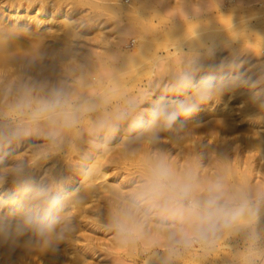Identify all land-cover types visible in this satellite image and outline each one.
Returning a JSON list of instances; mask_svg holds the SVG:
<instances>
[{
  "label": "clouds",
  "instance_id": "9594fccd",
  "mask_svg": "<svg viewBox=\"0 0 264 264\" xmlns=\"http://www.w3.org/2000/svg\"><path fill=\"white\" fill-rule=\"evenodd\" d=\"M16 35L0 26V53L15 76L0 77V190L9 183L15 189L14 195L0 191V210L12 206L0 215V245L28 235V252L56 254L61 243L73 241L80 225L71 213L95 195L86 185L102 174L97 160L121 146L124 159L144 154L138 172L109 189L110 199L97 213V228L114 246L141 250L146 264H179L193 250L210 256L223 242L231 264H264V185L231 175L227 155L183 148L191 130L187 119L227 91L247 88L251 102L264 109V67L252 79L240 73L235 56L206 64L215 46L196 31L193 38L173 40L178 65L167 63L163 75L129 93L122 77L136 65L134 58L125 71L104 58L103 75L100 59L92 62L78 34L54 52L39 44L14 48ZM70 153L75 163L67 162ZM57 156L81 177L83 195L67 193L71 175L54 169L34 178V169ZM185 156L182 167L173 162ZM214 162L218 166L207 173ZM232 237L241 242L235 250L226 244Z\"/></svg>",
  "mask_w": 264,
  "mask_h": 264
},
{
  "label": "bare ground",
  "instance_id": "6f19581e",
  "mask_svg": "<svg viewBox=\"0 0 264 264\" xmlns=\"http://www.w3.org/2000/svg\"><path fill=\"white\" fill-rule=\"evenodd\" d=\"M69 1L70 2L67 3V0H0V26L16 31L17 35L13 41L14 48L28 49L32 45H40V43L43 44L41 45V47H43L44 44H46V38L51 36L61 41L60 43H62V45L67 46L74 34H78L79 37L85 35V30L83 27L79 26L78 18L74 17V10L82 5H87L89 12L84 18H91V11L99 7L106 11L108 19H114L118 22V24L116 23L118 27L115 30V34H108L105 38L104 46L106 53H104V58L112 57L111 64L117 67V71L127 70L130 58H134L136 64L130 66L125 76L122 77L127 84L126 89L138 87V91H142L136 82H139V79H141L143 75L147 76V80L149 81L153 76L152 73H154L157 68L165 71L167 63L170 62L174 65L179 64L180 56L175 45L171 48L172 50L169 47H165L163 52H156V48L152 51V48L157 45L158 41L151 38L149 34L152 30V26L149 21L145 23V21L149 19L146 18L148 17L147 12L143 10L144 5H140L139 0H132L130 4H126L123 0ZM68 4L70 5L66 7ZM233 8L235 9L236 7L233 6ZM223 9L225 11V8ZM43 13L48 18L50 17V19L47 20L43 18L41 16ZM256 15L257 18L254 21L249 22V20L247 21L246 19L244 22L241 20V22H235L234 24L228 22L230 19L229 17L227 20V17L224 18L225 16L223 17L221 15V19L218 17L215 23L211 24L209 28L207 27L203 35L205 39L208 40L210 44H213L215 48H221L226 45L227 47L225 48H227V51L229 48V53L227 57L220 56V59L213 57L209 59V62L205 61L206 64H219L221 60L233 57L234 53L240 51L241 47L244 48L243 43L246 41L253 45L261 43L264 47V6H257ZM85 27L86 26H84V28ZM189 29L188 27L181 28L180 30L177 27L169 28L165 31V35L163 34L162 37H159V40H171L170 38H176V36H178L177 34L181 35V37L186 34L188 38H193L190 36L192 34ZM128 35L133 36L130 39L132 44L131 47L124 48L121 45V41L126 39ZM186 44L189 45L188 42H186ZM248 49L250 50V48ZM18 51L17 49V52ZM260 51H262V49H260ZM255 52L257 53L256 50ZM5 57L6 54L0 53V67L7 66L4 65ZM150 59H152V61H150ZM7 68L10 70L9 66ZM7 68L5 67L4 69ZM158 95L159 93H157L156 97ZM171 98L182 99L183 97L173 96ZM186 124L191 130L185 136V143L183 145V148L186 149L185 152H189V149H194L197 145V149H205L206 151L207 149H214L212 151L227 155L232 159L230 174L234 175L240 181H250V178L253 176L255 178L259 174H262L260 176H264V109H262L258 103L251 102L250 92L247 88L227 91L218 99L209 101L189 117ZM119 134L117 136H119ZM122 135L123 133L120 136ZM169 147H171V145H169ZM118 149L115 155L120 154L118 156L120 158L122 157L121 148ZM172 149L176 150L175 148ZM146 150L147 148L145 147V151ZM206 151L204 152L206 153ZM209 152L211 151L209 150ZM142 154H144L143 151L140 155ZM255 154L259 155V162L260 160L263 161H261L260 166L257 164L259 162L253 163ZM68 157L67 159L71 161V156ZM99 158H103V156ZM175 159L173 157L174 163ZM177 159L179 158L177 157ZM125 160H123V162H125ZM138 160L141 161L142 159ZM56 161H59V164L51 167V169H54L56 172H62L64 175H71L72 177L70 183L65 186V191L69 194L79 191L80 194L83 195L85 188L82 184L81 177L68 171V160L66 162L63 156H57ZM99 161L98 159L96 165L101 169L102 166H100L101 162ZM177 161L179 162L180 160ZM181 162H183V164L186 163V161L183 160ZM181 164L182 163L179 165ZM256 164L260 168H256ZM217 166L218 165L214 162L212 167L206 172L211 174L212 169L214 170ZM48 169L50 168L34 169V178L38 181ZM104 172L105 171H102V174L97 179L86 185V190L95 192V195L90 196L87 202L72 210L71 215L78 217L79 225L83 224V218H85L84 214L89 210H93L92 215L99 212L98 203L96 202L99 199L98 196L101 191L106 190L108 193H111L109 189L117 188L120 185L114 184V182L108 183L105 180L101 182L100 178L105 179L104 175H106V172L105 174ZM256 173L259 174L255 176ZM0 191L14 195L15 189L14 186L9 183ZM108 201L109 199H107L106 203ZM11 208V205L6 206L3 210H0V215H7ZM12 222L15 223V219H13ZM80 228L81 227H79V229ZM27 240L28 235H25L20 237L15 245L11 242L0 245V264H91L87 259L94 250V244L90 240L86 241L84 244L79 242L81 240L79 234H76L75 239L72 241L73 246H69L70 241L63 242L59 245L56 254L28 252L23 247ZM227 245L229 246V244ZM230 245L235 246L236 243L232 242ZM236 247L237 246H235V248Z\"/></svg>",
  "mask_w": 264,
  "mask_h": 264
},
{
  "label": "rangeland",
  "instance_id": "374dc122",
  "mask_svg": "<svg viewBox=\"0 0 264 264\" xmlns=\"http://www.w3.org/2000/svg\"><path fill=\"white\" fill-rule=\"evenodd\" d=\"M69 2L70 1L67 0V3ZM123 2H125L126 4H130L132 0H123ZM139 2L140 5H144L143 6L144 8L143 7L142 8L143 10H145V12H147V16H148L145 17L149 19L145 21V23H148L149 21V23L152 26V30L149 34L151 38H154L158 41L157 45L152 48V51L154 50V48H156L155 49L156 52L159 51L163 52L165 47H169L171 49L175 45L174 41L171 40L181 38V35L177 34L178 36H176V38L174 39L169 37L171 40L169 39L166 41H163V39L159 40V37H162L163 34L165 35L166 34L165 31H167L169 28L177 27L180 30L181 28L188 27V29L190 28L189 31L192 34L190 35L189 33L191 37H194L196 31H198L199 33H201V38L204 41L210 43L208 40L205 39L203 35L207 30V27L209 28L211 24L215 23L218 17L219 19H221L220 17L225 16L224 18L227 17L226 18L227 20L230 18L228 22L232 24H234L235 22H241V20L242 22H244L246 21V19L247 21L249 20V22H251L256 20L257 18L256 15L257 6L259 5L264 6V0H139ZM69 5L70 4L66 5V7ZM233 6L236 8L234 9ZM223 8H225V11ZM74 11H75L74 17L78 18L79 26L83 27V29L85 30L84 31L85 35L81 37L82 39L80 40V44L82 45L83 51L86 54L89 53L88 55L91 57L93 63H95L97 58H99L101 61V73L103 75H107V70L104 69L102 62L105 56L104 53H106L104 41L105 38L108 36V34H115V30L118 27L117 25L118 22H116V20L114 19H108L106 16V11L103 8L98 7L94 11H91L92 12L91 18L88 17L84 18V16H86L87 13L89 12V8L87 5H82ZM41 16L47 20L50 19V17L48 18L47 16H45L44 13ZM84 26H86L87 28L86 27L84 28ZM100 36L102 37L101 41H100ZM132 37H133L132 35L126 36V39H123L124 41L123 40L121 41L122 42L121 45L124 48L131 47L132 41L130 39ZM46 39H47L46 44H44L42 48L49 52L58 51L65 47L64 45H62V43H60L61 41H59L57 38L53 36L47 37ZM41 45L43 44L40 43V46ZM252 45L253 44H250L249 42L246 41L245 43H243L244 48L241 47L242 50L240 48V51L234 53L233 56H235L237 58V61L240 63V69H239L240 73L246 74L252 79H255L257 70L261 67H264V51H263L264 47L261 45V43L255 44L256 46L253 45V47ZM245 46L250 48V50ZM188 47L189 45L185 43L184 50L187 51ZM225 47L227 46L225 45L221 48L219 47L215 48L214 57H216L217 59H220L221 58L220 56L227 57L229 53V48L227 51V48ZM260 49H262V51H260ZM255 50L257 51V53L255 52ZM150 61H152V59H150ZM206 62H209V60L208 61L206 60ZM111 66L114 69H117L115 65L111 64ZM5 67L7 68L8 66L0 67V72L2 73V76L1 73L0 76L15 79V76L13 75V73H11L14 72V70L11 67L10 70L9 68L4 69ZM157 69L154 73H152L153 76L151 79H149V81L147 80L148 77L143 75L142 78L140 77L141 79H139V82L138 81L136 82L137 85L140 86L139 88L141 90H143L153 79L164 74L165 71L163 69L160 68ZM201 74H198L196 79H199ZM125 90L129 93L139 92L138 87H132L131 89L127 88ZM155 97L156 96H154L153 99H155ZM122 133L123 132H121L119 136H117V138L114 139L113 141L114 144L119 141L121 137L120 135ZM30 143H40V141L34 140L31 141ZM84 147L86 149L87 146L85 145ZM118 148L121 147L117 146V148L109 150V152L105 151L103 155H101L103 156V158H99L100 160L99 162H101L100 166L103 167V168L101 167V169L102 171L106 172V175H104L105 179L100 178L101 182L105 180L108 183L114 182V184L122 185L125 182H127L129 179H131L138 172L139 165L141 162L138 159H143L142 157L143 154L142 155L139 154L140 156L138 155L135 158H132L131 160L128 159L125 160L123 157H120L121 159L123 158L121 161V159L118 157L120 154L115 155L117 153L116 150L117 151L119 150ZM176 150L172 149L173 152H175ZM191 150L193 149H189V152ZM198 150L201 152L206 151L205 149H198ZM209 150L212 152V150L214 149H207L206 153L209 152ZM26 151H27V146H24L21 149H19L20 153H24ZM187 152L188 151H186V153ZM69 156H71L70 157L71 161L67 159L68 162L75 163V161L72 158L73 154L70 153ZM254 156H255L254 158L255 160L253 163L255 164V162L256 163L259 162L258 159L259 155L255 154ZM186 158L187 157H185V159ZM30 159H32V157H30ZM185 159L183 161H186ZM123 160H125V162H123ZM177 160L179 159H177L176 157L175 162ZM181 161L182 160L179 161V164L182 163L181 165H184L185 163L183 164V162ZM261 161L262 160H260V162L257 163L258 166H260ZM57 164H59V161H56V157H54L53 159L40 164L37 167V169L51 168L56 166ZM257 164H256V168L258 167ZM213 171L214 170L212 169V172ZM258 174L256 173L255 176ZM260 175L262 174H259L255 178L252 175L253 177L251 176L252 178H250L251 179L250 181L254 182L256 185H264V179H263L264 176H260ZM101 192L99 193L98 196L99 199L96 202L98 203V210H100L105 205L107 199H110L111 196V193H108L106 190H103ZM92 213L93 210H89L87 213L84 214L85 218H83V224H80L81 228L76 233L79 234L81 237V240L79 242H82L84 244L86 241L90 240L94 244V250L92 253H90V257L87 259L91 264H146L147 258L141 252V250L139 249L129 250L126 248H120L114 246L111 237L97 228V214L92 215ZM232 242L236 243L235 245L237 246L236 248H239L241 246V242L238 237H232L228 241H226V243L229 244V246L233 250H235L236 249L235 246L230 245L232 244ZM69 246H73L72 241H70ZM229 255H230V250L227 248L226 245L223 244V242H221L220 244L217 245L215 252L212 253L210 256L203 255L199 250H193L188 256L182 259L179 262V264H231Z\"/></svg>",
  "mask_w": 264,
  "mask_h": 264
}]
</instances>
